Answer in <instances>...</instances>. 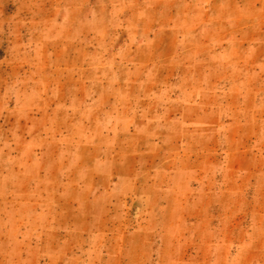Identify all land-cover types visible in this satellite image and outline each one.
<instances>
[{
	"label": "rangeland",
	"instance_id": "rangeland-1",
	"mask_svg": "<svg viewBox=\"0 0 264 264\" xmlns=\"http://www.w3.org/2000/svg\"><path fill=\"white\" fill-rule=\"evenodd\" d=\"M0 264H264V0H0Z\"/></svg>",
	"mask_w": 264,
	"mask_h": 264
}]
</instances>
